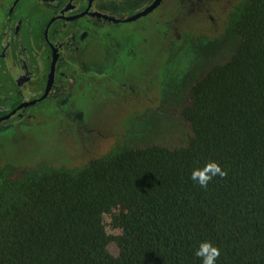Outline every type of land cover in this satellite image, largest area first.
I'll list each match as a JSON object with an SVG mask.
<instances>
[{
	"label": "trees",
	"instance_id": "16d2710c",
	"mask_svg": "<svg viewBox=\"0 0 264 264\" xmlns=\"http://www.w3.org/2000/svg\"><path fill=\"white\" fill-rule=\"evenodd\" d=\"M190 39V38H189ZM159 103L77 165L0 164V264H264V0H236ZM225 171L206 188L194 168Z\"/></svg>",
	"mask_w": 264,
	"mask_h": 264
},
{
	"label": "rangeland",
	"instance_id": "374dc122",
	"mask_svg": "<svg viewBox=\"0 0 264 264\" xmlns=\"http://www.w3.org/2000/svg\"><path fill=\"white\" fill-rule=\"evenodd\" d=\"M180 1L167 0L160 15L121 26L123 30L110 39L115 50L99 38L86 43L87 50L79 56L84 64L60 103H35L31 109L36 115L0 133V164H82L122 139L135 114L159 103L166 77L180 75L195 62L191 37L203 41L218 37L224 12L236 2L201 0L206 11ZM3 20L0 9V25ZM127 33L129 37L122 36ZM124 42L134 45L135 53L128 50V55L134 53L131 57L125 55Z\"/></svg>",
	"mask_w": 264,
	"mask_h": 264
},
{
	"label": "flooded vegetation",
	"instance_id": "af4514ba",
	"mask_svg": "<svg viewBox=\"0 0 264 264\" xmlns=\"http://www.w3.org/2000/svg\"><path fill=\"white\" fill-rule=\"evenodd\" d=\"M7 1L0 2L4 19L0 25L1 134L36 115L33 104L60 103L64 89L84 64L79 56L87 50L86 43L99 38L115 50L110 39L123 30L121 26L160 15L167 0ZM182 1L205 8L201 0ZM122 47L127 57L135 53L133 44L124 42ZM128 50L134 53L128 55Z\"/></svg>",
	"mask_w": 264,
	"mask_h": 264
},
{
	"label": "clouds",
	"instance_id": "9594fccd",
	"mask_svg": "<svg viewBox=\"0 0 264 264\" xmlns=\"http://www.w3.org/2000/svg\"><path fill=\"white\" fill-rule=\"evenodd\" d=\"M225 174L218 162L209 161L202 168H194L191 179L206 188L214 177H223ZM194 255L200 258L201 264H216L220 250L211 241L204 240L199 243Z\"/></svg>",
	"mask_w": 264,
	"mask_h": 264
}]
</instances>
